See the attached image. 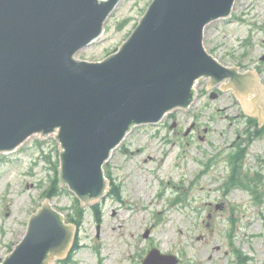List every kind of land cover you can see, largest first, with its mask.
I'll return each mask as SVG.
<instances>
[{
	"label": "rangeland",
	"instance_id": "374dc122",
	"mask_svg": "<svg viewBox=\"0 0 264 264\" xmlns=\"http://www.w3.org/2000/svg\"><path fill=\"white\" fill-rule=\"evenodd\" d=\"M150 1L119 0L102 35L75 58L102 60L115 51ZM232 6L230 15L205 26L204 48L222 64L257 68L264 82V0ZM258 129L247 125L230 91L212 99L206 94L155 125L132 126L104 167L115 197L107 192L94 202L96 211L81 207L78 248L54 264H142L152 247L174 255L175 264H264V131ZM52 137L31 135L0 153V261L23 237L55 178L59 147ZM242 149L236 179L250 184L257 175V189L229 183L230 156ZM57 186L61 192L51 203L71 225L79 201L68 186Z\"/></svg>",
	"mask_w": 264,
	"mask_h": 264
},
{
	"label": "water",
	"instance_id": "95a60500",
	"mask_svg": "<svg viewBox=\"0 0 264 264\" xmlns=\"http://www.w3.org/2000/svg\"><path fill=\"white\" fill-rule=\"evenodd\" d=\"M118 1L0 0V152L32 134L58 131L61 184L82 199L81 207L104 194L102 165L132 124L155 123L188 106L200 76L211 86L229 78L221 88L242 99L259 91L256 101L247 99L250 109L264 99L254 75L217 63L203 46V28L227 16L234 0H152L115 53L95 62L74 58L101 35ZM27 223L0 264L65 257L74 227L48 200ZM175 262L153 248L143 264Z\"/></svg>",
	"mask_w": 264,
	"mask_h": 264
},
{
	"label": "trees",
	"instance_id": "16d2710c",
	"mask_svg": "<svg viewBox=\"0 0 264 264\" xmlns=\"http://www.w3.org/2000/svg\"><path fill=\"white\" fill-rule=\"evenodd\" d=\"M127 23H128L127 20H123V22L119 24V28H122ZM242 156H243V149L242 150H238L237 153H234V154H232L230 156L231 158H233V160L230 161L231 173L228 176V177H230V178H228L229 183H230V185H235V184L238 183V184L243 185L244 187L249 188L250 190L252 188L257 189V188H259V186H258V183H256V182H259V180H260V179H258L257 175L254 176V177L249 178L250 179L249 181L251 182L250 184H248L246 182V180H244L243 178L236 179V174L238 173L239 167L241 166ZM54 168H56V167H54ZM55 173H56V171H55ZM57 183H58V175L56 173L55 178L52 180V184L50 185V188L47 191L44 192V195L46 197L51 198L59 191V189L57 187ZM256 195L257 194L254 193V196L256 197V199H259V195H257V196ZM76 205L78 206V208L76 210L77 211V213H76L77 218L75 217L74 221H75L76 224H79V222H80L79 221V217H80L81 210L79 209V203L78 202H76ZM232 230H233V227L230 228L231 232H232ZM76 248H77V244L75 243V245H74L72 250H76ZM237 257H238L239 261H241L242 263L245 262V260L247 258L246 256H243V258H241V255L237 256Z\"/></svg>",
	"mask_w": 264,
	"mask_h": 264
},
{
	"label": "flooded vegetation",
	"instance_id": "af4514ba",
	"mask_svg": "<svg viewBox=\"0 0 264 264\" xmlns=\"http://www.w3.org/2000/svg\"><path fill=\"white\" fill-rule=\"evenodd\" d=\"M258 73H260V71L259 70H256ZM262 80V78L260 79V81ZM262 82V81H261ZM259 90H260V88H259ZM231 92V94L233 93L232 91H230ZM217 93H218V96H219V90H217ZM256 93V92H255ZM257 95H259V91H258V93H256L255 95H254V92L252 91L251 92V96H252V100H257ZM195 97H193V99H194ZM259 103H260V107H259V110L258 109H255V110H253V109H250V110H252V115L255 117V120L256 121H258L259 122V120H260V118H259V115H260V112H262V111H264V100H259V102H258V104L257 105H259ZM263 119H264V117H263Z\"/></svg>",
	"mask_w": 264,
	"mask_h": 264
},
{
	"label": "bare ground",
	"instance_id": "6f19581e",
	"mask_svg": "<svg viewBox=\"0 0 264 264\" xmlns=\"http://www.w3.org/2000/svg\"><path fill=\"white\" fill-rule=\"evenodd\" d=\"M196 86H197V84H195L193 88H195V89H196ZM50 204L52 205L51 201H50Z\"/></svg>",
	"mask_w": 264,
	"mask_h": 264
}]
</instances>
